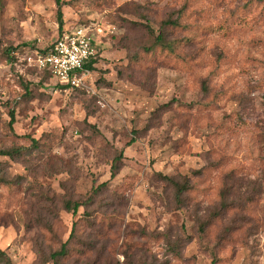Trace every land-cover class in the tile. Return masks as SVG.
Instances as JSON below:
<instances>
[{
    "label": "rangeland",
    "instance_id": "374dc122",
    "mask_svg": "<svg viewBox=\"0 0 264 264\" xmlns=\"http://www.w3.org/2000/svg\"><path fill=\"white\" fill-rule=\"evenodd\" d=\"M60 2L62 28L54 0H0V150L21 149L0 157V250L12 264H264V0ZM168 19L189 28L168 39L192 43L146 53ZM78 27L97 56L80 87L22 64ZM159 175L188 179L182 203Z\"/></svg>",
    "mask_w": 264,
    "mask_h": 264
},
{
    "label": "trees",
    "instance_id": "16d2710c",
    "mask_svg": "<svg viewBox=\"0 0 264 264\" xmlns=\"http://www.w3.org/2000/svg\"><path fill=\"white\" fill-rule=\"evenodd\" d=\"M57 7H58V11H57V21H58V25L59 27L62 28V25H63V22H62V14H61V11H60V7L63 5L62 2H60V0H54ZM179 20H165L163 23L160 24V32L154 36V39H153V43L151 46L147 47V48H144V51L146 53H150L154 50H157L159 49L160 51L162 52H165L167 53L168 55H173L175 50L180 47V46H188L192 43V39L189 37V36H184L182 37L181 39L179 40H169L168 39V31L169 30H175L177 28L181 29L182 31H187L189 28L188 26H184V25H181L179 22ZM70 30H66L64 32H62L59 37L65 33V32H68ZM58 37V38H59ZM51 46H49L48 48L44 49V50H37L36 52L40 53V54H44L46 53L49 49H50ZM32 53V52H30ZM29 54V53H28ZM27 54V55H28ZM11 58V63L14 62V59L15 57L14 56H10ZM97 62V56L95 55L94 58H92L90 60V62L87 64L86 68L92 72L94 70V65L96 64ZM25 59L22 60V64H25ZM30 69L34 70V71H37V72H40L42 74L45 75V77L47 78H50L52 79V76L50 74L49 71H38L37 69H35L34 67H30ZM62 88H67V86H61ZM21 88H23V90L26 92V94H29L28 93V87L26 85H23L21 83ZM201 90H202V93L204 95L207 94V86L205 83H202L201 84ZM167 105H164L163 108H166ZM9 117H10V122H9V128L11 129L13 123H14V111H10L9 112ZM134 142L133 139H131L130 141V145ZM32 145L33 146H36V142H34L32 140ZM128 144V145H129ZM21 151V149H16V148H11V149H5V150H0V157L3 156V157H8L10 159H13L15 157L18 156L19 152ZM124 159V154H123V151H120L117 156H115L112 160V163H111V166H110V176L111 177H115V175L118 173L119 171V168L121 166V163H122V160ZM160 179L162 181H164L165 183H167L168 185L171 186V188L174 190V194H175V198L177 199V201H179L180 203H182V201L180 200L182 196L186 195L187 192L191 189V187L188 185V179L185 178L182 182H177L173 179V177H167V176H162V175H159ZM3 181H2V176H0V184H2ZM103 187V186H102ZM96 193V192H95ZM226 197V193L223 194V198ZM248 202H251V199L248 200ZM83 205L80 204L79 202H71V201H65L64 202V209L65 211L71 213L73 216H75L77 214V211L79 208H81ZM228 204L227 203H222L221 204V210H227L228 209ZM220 215V214H219ZM201 225V229L208 225V222H205L204 224H200ZM73 233H74V227H73V230H72V233L70 235V238L73 236ZM164 237V235H163ZM66 244H64L60 250H58L57 252H53L50 254V258L52 260H54L55 262H57V259L58 258H63L66 255L67 253V250H66V247H65ZM173 246V245H171ZM172 249V247L170 248V250ZM175 251H177V246L174 245L173 246V249L171 250L172 253H174ZM214 260L212 261V264H214ZM0 264H12L11 260L9 259V257L3 252L0 250Z\"/></svg>",
    "mask_w": 264,
    "mask_h": 264
},
{
    "label": "built area",
    "instance_id": "2783aa9c",
    "mask_svg": "<svg viewBox=\"0 0 264 264\" xmlns=\"http://www.w3.org/2000/svg\"><path fill=\"white\" fill-rule=\"evenodd\" d=\"M95 55L88 30L78 27L63 33L46 53H30L25 62L38 71H49L59 86L78 88L90 74L86 66Z\"/></svg>",
    "mask_w": 264,
    "mask_h": 264
}]
</instances>
